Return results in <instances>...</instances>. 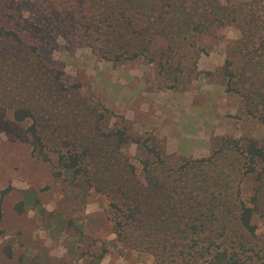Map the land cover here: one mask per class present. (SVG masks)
Masks as SVG:
<instances>
[{"label": "trees", "instance_id": "obj_1", "mask_svg": "<svg viewBox=\"0 0 264 264\" xmlns=\"http://www.w3.org/2000/svg\"><path fill=\"white\" fill-rule=\"evenodd\" d=\"M90 6L96 14L84 15L81 28L101 58L160 57L164 69L175 56L196 52L202 36L239 26L237 50L245 60L233 68L225 59V91L264 122V0H91ZM41 56L36 44L0 24V117L12 111L15 121L27 123L32 155L45 162L56 156L55 177L108 197L117 243L158 264H264V235L253 222L258 195L252 205L242 197L243 181L259 163L258 179L264 175L259 140L225 136L206 157L175 160L154 138L110 125L107 109ZM131 144L140 168L124 150ZM8 190L0 192V222ZM38 201L35 193L25 195L15 208L22 213ZM5 250L12 256L9 244Z\"/></svg>", "mask_w": 264, "mask_h": 264}, {"label": "rangeland", "instance_id": "obj_2", "mask_svg": "<svg viewBox=\"0 0 264 264\" xmlns=\"http://www.w3.org/2000/svg\"><path fill=\"white\" fill-rule=\"evenodd\" d=\"M90 4L0 0V24L36 44L50 66L64 71L68 83L80 82L82 94L107 109L110 125L126 124L132 135L154 138L175 160L206 157L225 136L255 138L264 145V122L249 116L240 98L225 91V59L233 60V68L245 60L237 50L239 26L202 36L196 52L175 56L165 69L160 57L154 62L144 57L109 61L82 32L80 19L96 14ZM156 43L168 46L163 40ZM26 127L12 111L0 117V192L9 188L0 222V264H158L150 254L117 243L108 197L55 177L56 156L45 162L32 155ZM124 150L140 168L137 145ZM262 165L244 179L242 197L252 205L258 195L253 222L264 235ZM32 193L38 203L19 213L16 204Z\"/></svg>", "mask_w": 264, "mask_h": 264}, {"label": "crops", "instance_id": "obj_3", "mask_svg": "<svg viewBox=\"0 0 264 264\" xmlns=\"http://www.w3.org/2000/svg\"><path fill=\"white\" fill-rule=\"evenodd\" d=\"M199 105V104H198ZM211 131H213V129H211Z\"/></svg>", "mask_w": 264, "mask_h": 264}]
</instances>
